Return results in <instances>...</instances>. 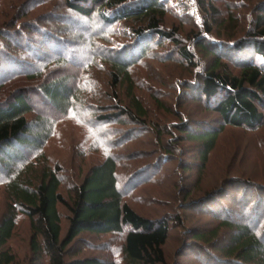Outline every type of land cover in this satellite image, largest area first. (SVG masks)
I'll return each instance as SVG.
<instances>
[{"label":"trees","instance_id":"trees-1","mask_svg":"<svg viewBox=\"0 0 264 264\" xmlns=\"http://www.w3.org/2000/svg\"><path fill=\"white\" fill-rule=\"evenodd\" d=\"M53 1L63 2L56 31L37 23L13 31L28 1L9 3L18 14L0 24V264H19L13 242L23 222L22 264H264V179L241 171L242 150L228 162L233 151L219 145L229 128L264 135V0ZM97 59L104 80L87 71ZM167 65L184 81L166 85L158 69ZM153 78L184 108L172 125L153 118L178 115ZM34 97L55 115L38 114ZM69 118L93 133L70 169L46 154ZM258 146L264 167L262 136ZM89 152L102 159L87 164ZM86 236L119 237L121 250ZM93 246L106 257L85 256Z\"/></svg>","mask_w":264,"mask_h":264},{"label":"rangeland","instance_id":"rangeland-1","mask_svg":"<svg viewBox=\"0 0 264 264\" xmlns=\"http://www.w3.org/2000/svg\"><path fill=\"white\" fill-rule=\"evenodd\" d=\"M0 1H2V3H0V24L5 22L6 19H7V24H8V22L12 19V17L18 14L17 13L18 10L12 11L11 7L7 6L9 3L13 2V0H9L8 2L7 0H0ZM26 1L31 2L32 7H30V9L32 10L28 13L27 16H23L22 18H20L21 20L20 23L17 25L15 29H13V31H17L20 28L26 29L27 26H30L29 23L30 24L32 23V25L33 23L34 24L37 23L42 26L44 25L46 28L52 29L54 31L57 30L58 24L55 22L56 15L58 16V13H60L63 7V2H61L62 5L59 6L58 2L53 1V0H19L16 9L21 7V5H24ZM3 11H4V16H2ZM76 21L77 19H75L72 22L69 19L65 20V25L70 26L74 30L79 29L80 31L86 32L85 30L88 27H86L85 25L87 24L80 23V22L76 24L77 23ZM98 26H99V22L97 23L96 21L92 25V27L94 28H97ZM127 26L125 25L123 31L130 32L132 25L130 26L129 24ZM7 28H8V25H7ZM107 30L109 34L112 32L110 29H107ZM115 35L116 33L112 32L110 34V37L114 40ZM120 41L121 40H118V42ZM94 62L96 65L93 64L92 66H90L92 68H89V70L87 69L88 73H93L94 76L104 75L103 76V80H104V77L107 76V74L105 72V68L103 64H101L99 59L94 60ZM176 67L177 66L167 65L164 68L160 67L161 69H158L159 75L161 76V78H163V80H165L166 85H169V83H173L179 80L184 81V79L187 77L186 72L182 71L180 67L179 68H176ZM152 68H153V65H152ZM152 68H146L143 65V68H141V70L144 71L143 73L146 74L147 69L150 71H153ZM173 69L175 70L173 71ZM69 73H72V71H70ZM143 76L144 75L139 76L140 80L143 78ZM148 84L152 89H156L158 91L160 90L165 95L162 97L163 99H165L166 105L170 107L172 106V109L177 110V113H178V115L176 114L175 116L174 114L173 116V115H170L171 113H168L162 110L161 111L157 110L155 111V116H153L154 120L157 122H160L163 126L165 125L168 126L170 124L172 125L173 123L178 121L177 118L181 114V111H184V108L181 105L177 104L178 97L175 91H173V93L171 94L169 90L163 84H160V82L155 78L151 79V82H148ZM31 86H28V87H31ZM33 101H34V105H35V108L38 114L44 111L49 117H53L55 115L54 112H52L48 106L42 104V100L40 98L34 97ZM189 108L191 109L192 105H189ZM189 108L186 107L187 112L190 111ZM193 110L195 111V108L192 109V112H194ZM81 124H84L82 120L78 118H69L67 120H63L61 123L57 125L56 136H54V138L49 143L47 150H46V154L49 157L52 165H55L56 163H62L63 166L70 169L71 165L79 166L81 161H83V159L79 156L81 155L80 152L81 151L87 152V147L89 145L87 146L86 142L88 141V139H90L93 133H91V130H88L89 128L87 126L85 127L87 130L83 129V125ZM261 132L258 131L257 133H253V132H249L246 130L229 128L227 132L221 137L220 144H219L220 146H223V147L225 146V148L229 146L231 150L233 151V153H230V155H228L229 157L227 158V160L231 156L232 157L234 156V160H235V157L239 154V150H242L241 154L238 157V159L243 157L242 158L243 160L238 163L240 166H242L241 171L247 174L249 172L252 177H255L256 181H260L264 179V170H263L264 167H261V166L258 167L259 161H258V158L256 157L257 150L259 148L258 142L260 140V137L262 136L264 139V135L260 134ZM150 138L151 140H153L154 136L152 135L148 136V139ZM153 149L154 148H151V149L149 148V150H153ZM140 150L149 151L146 148H142ZM235 151H238L237 154H234ZM86 154H87V157H85L86 159H84V162H86L89 165L98 163L102 159L98 155H93L91 152L86 153ZM230 161L231 159L228 160V162ZM181 162L182 161L180 160L179 154H178V159H176L175 164H174V167L175 169H177V171H179V167H180L179 165ZM245 163H248V166ZM251 172L254 174H252ZM189 179L193 180L194 177L192 178L190 177ZM184 180L185 179H183V181ZM4 196L5 195L3 194L2 189H0V212L3 211L4 206H5ZM65 214L67 215V212ZM18 230L19 232L17 235V239L13 242V247L16 253L18 254L19 264H22L23 262H25V257L27 256V253H28L26 245H27V239L29 238V226L27 223L23 222L19 225ZM173 235H174V238L171 239L170 244L167 248V254L171 259L174 258V256H176V250L180 246V242L178 238L176 239V236L180 235L179 232L174 231ZM86 238H89V236H86ZM89 240L91 241L92 244L94 245L96 244V247L97 245L99 247L100 245L108 243L110 245L109 246L110 250L108 252L110 253L111 251L113 252L120 251L122 247V239L119 237L117 238L116 237H108V238L105 237L103 239L102 238L95 239L91 237L89 238ZM96 247L93 246V249L85 250L84 255L92 256V257H99V258H103L104 256L106 257V253L104 251L102 252L98 251ZM182 261H184L185 263H188L187 259H184ZM191 261L194 264H198V262L203 263L202 259L200 258L198 259L196 258L195 260L192 258Z\"/></svg>","mask_w":264,"mask_h":264}]
</instances>
